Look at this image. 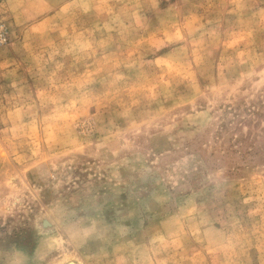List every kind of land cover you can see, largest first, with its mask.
I'll return each mask as SVG.
<instances>
[{
	"label": "rangeland",
	"instance_id": "374dc122",
	"mask_svg": "<svg viewBox=\"0 0 264 264\" xmlns=\"http://www.w3.org/2000/svg\"><path fill=\"white\" fill-rule=\"evenodd\" d=\"M0 0V264H264V0Z\"/></svg>",
	"mask_w": 264,
	"mask_h": 264
},
{
	"label": "built area",
	"instance_id": "2783aa9c",
	"mask_svg": "<svg viewBox=\"0 0 264 264\" xmlns=\"http://www.w3.org/2000/svg\"><path fill=\"white\" fill-rule=\"evenodd\" d=\"M9 40L7 25L4 22H0V47L8 45Z\"/></svg>",
	"mask_w": 264,
	"mask_h": 264
},
{
	"label": "crops",
	"instance_id": "0c3cea01",
	"mask_svg": "<svg viewBox=\"0 0 264 264\" xmlns=\"http://www.w3.org/2000/svg\"><path fill=\"white\" fill-rule=\"evenodd\" d=\"M9 1H10V0H5V2H6V5H4V4H1V5H3V6H6V7H7V6H8V3H9Z\"/></svg>",
	"mask_w": 264,
	"mask_h": 264
}]
</instances>
